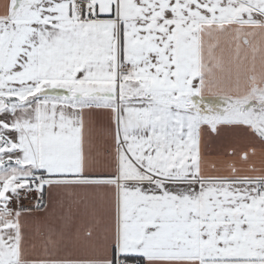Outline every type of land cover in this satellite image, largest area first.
<instances>
[{
	"label": "snow or ice",
	"instance_id": "1",
	"mask_svg": "<svg viewBox=\"0 0 264 264\" xmlns=\"http://www.w3.org/2000/svg\"><path fill=\"white\" fill-rule=\"evenodd\" d=\"M258 152L264 0H0V264H264Z\"/></svg>",
	"mask_w": 264,
	"mask_h": 264
},
{
	"label": "crops",
	"instance_id": "2",
	"mask_svg": "<svg viewBox=\"0 0 264 264\" xmlns=\"http://www.w3.org/2000/svg\"><path fill=\"white\" fill-rule=\"evenodd\" d=\"M216 163H223L222 158L212 157L211 158ZM252 163H255L257 167L264 168V153L258 152L255 157L252 158Z\"/></svg>",
	"mask_w": 264,
	"mask_h": 264
}]
</instances>
